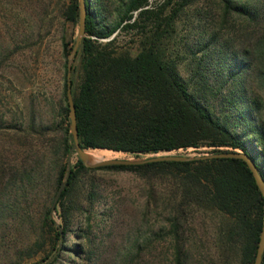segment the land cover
Wrapping results in <instances>:
<instances>
[{"label":"trees","instance_id":"obj_1","mask_svg":"<svg viewBox=\"0 0 264 264\" xmlns=\"http://www.w3.org/2000/svg\"><path fill=\"white\" fill-rule=\"evenodd\" d=\"M199 1L202 5L198 8V22L207 19L217 6L222 28L229 25L233 30L241 23L239 32L245 30L255 35L249 59L231 51L229 42L218 39L217 34H212L199 48L203 56L213 58L216 53L225 61L223 81L231 97L229 102L236 107L245 130L263 135L246 97L245 79L254 64L264 87V0H118V19L111 26L104 22V0H86L85 35L76 52L77 65H73L71 76L78 138L83 149L107 148L138 155L202 144L214 147L211 153L229 151L220 147H230L248 153L264 177L260 167V163L264 164V149H249L241 133L215 113L207 96L210 87L201 63L193 69L191 84L181 75L177 60L165 54L164 39L174 38L176 20ZM78 14V0H69L63 17L77 22ZM121 31L135 32L138 36L139 49L135 54L119 52L114 46ZM63 49L69 54L72 47L66 43ZM78 68L80 80L74 88L73 74ZM64 85L67 102L66 80ZM64 110L68 113L67 104ZM66 125L68 133L69 118ZM70 138V142L66 139L62 145L64 155L70 153L73 144L72 136ZM110 168L129 170L145 179V214L156 194L167 192L163 228L170 241L171 264H190L195 247L189 231L196 219L206 212L212 213L214 218L218 263L254 264L264 225V198L247 163L238 158L197 157L95 168L77 159L55 207L62 220V237L49 216L51 208L43 216L42 226H48L54 235L55 256L48 264L57 260L58 250H65L57 244L66 241L73 211L81 209L76 198L81 174ZM66 172L67 164L62 163L55 179L56 189ZM25 174L30 178V173ZM93 184L87 193L90 203L99 195ZM86 240L89 258L93 254L92 237L87 235ZM260 264H264V251Z\"/></svg>","mask_w":264,"mask_h":264},{"label":"rangeland","instance_id":"obj_2","mask_svg":"<svg viewBox=\"0 0 264 264\" xmlns=\"http://www.w3.org/2000/svg\"><path fill=\"white\" fill-rule=\"evenodd\" d=\"M68 2L0 0V264H48L50 258L45 257L55 252L53 231L43 227L42 220L52 207L58 170L69 158V154L62 153V145L71 139L70 126L69 132H65L69 118L64 110L68 54L63 48L66 43L73 48L78 20L70 22L63 17ZM104 5V22L111 26L118 19V0H104ZM201 5V1L191 5L176 20L174 38L164 39L165 54L177 60L181 75L191 84L193 69L201 63L210 87L207 96L215 113L241 133L249 149L261 151L264 149V87L255 65V69L248 71L245 87L262 136L251 129L245 130L236 107L229 102L231 97L223 81L225 61L216 53L213 58L203 56L199 48L212 34H217L218 39L229 42L231 51L249 59L255 35L245 30L239 32L241 23L233 30L229 25L222 28L217 6L199 23ZM134 33L117 34L114 46L119 52L138 51L139 38ZM73 65H77L75 59ZM73 75L76 88L80 69ZM213 149L202 144L138 155L110 149L113 151L110 158L142 159L163 153L196 157ZM77 159L73 152L71 166ZM260 167L264 170L263 163ZM25 173H30V178ZM91 183L99 191L93 203L87 195ZM146 187L145 179L129 170L96 169L81 174L76 192L81 209L73 211L66 241L64 245L57 244L65 250L57 251L59 255L53 264H171L170 241L163 228L167 192L156 194L145 214ZM49 216L55 226L61 225L57 210H51ZM213 222V214L206 212L193 223L189 232L195 248L190 264H219ZM87 235L92 237L93 254L89 258ZM133 253L138 256L133 257Z\"/></svg>","mask_w":264,"mask_h":264},{"label":"water","instance_id":"obj_3","mask_svg":"<svg viewBox=\"0 0 264 264\" xmlns=\"http://www.w3.org/2000/svg\"><path fill=\"white\" fill-rule=\"evenodd\" d=\"M78 8H79V14H78V31L77 36L75 39L74 46L71 50V52L67 55V72H66V99H67V106H68V115H69V121H70V133L72 136L73 144L70 148L69 158L67 160V172L66 177L64 180L61 181L60 185L58 186L56 193L53 198L52 207L51 210L53 211L56 207V204L59 200V197L63 191V189L66 187L68 176L71 172V161L70 157L72 152H75L78 156V159L83 162V164L87 167H99V166H105V165H130V164H142L147 162H156V161H170V160H190L194 157H190L187 155H179V154H155L148 156L146 158L142 159H134V158H110L105 159L101 161H96L93 163H89L85 160V153L84 149L81 147L79 143L78 138V131H77V124H76V111L73 101V94H72V71H73V61L75 59L76 52L78 51L81 43L82 37L85 35V23H86V14H87V5L86 0H78ZM197 158L206 159V158H238L242 159L247 163L248 168L250 169L255 183L261 192L263 198H264V177L263 174L260 171V168L255 163V161L252 160L250 155L248 153H245L243 151L239 150H229V151H220V152H214L209 154H203L196 156ZM61 232L62 237V227L59 223L56 224ZM264 251V225L260 233V239L257 246V252L255 256L254 264H260L262 254ZM55 255H53L49 261H51L54 258Z\"/></svg>","mask_w":264,"mask_h":264},{"label":"bare ground","instance_id":"obj_4","mask_svg":"<svg viewBox=\"0 0 264 264\" xmlns=\"http://www.w3.org/2000/svg\"><path fill=\"white\" fill-rule=\"evenodd\" d=\"M85 160L89 163H93L96 161H101L105 159H109L113 151L110 149H102V148H87L84 149Z\"/></svg>","mask_w":264,"mask_h":264}]
</instances>
